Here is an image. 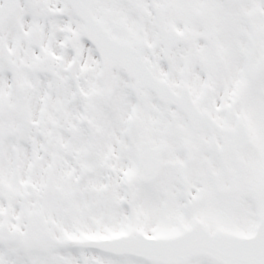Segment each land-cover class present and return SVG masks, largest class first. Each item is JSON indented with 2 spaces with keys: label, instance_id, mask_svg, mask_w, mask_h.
I'll return each instance as SVG.
<instances>
[{
  "label": "rangeland",
  "instance_id": "rangeland-1",
  "mask_svg": "<svg viewBox=\"0 0 264 264\" xmlns=\"http://www.w3.org/2000/svg\"><path fill=\"white\" fill-rule=\"evenodd\" d=\"M178 1L183 3H175V9L195 5ZM252 5L260 9L263 29L255 48L247 12ZM215 14L213 42L204 40L200 19L188 15L179 19L177 26L184 24L186 32L171 61L164 63L158 52L152 64L179 93L188 86L199 108L219 123L245 124L251 141L237 154L211 149L204 123L190 121L149 89L131 90L122 70L100 73L85 42L75 49L81 55L76 88L67 74L69 47L59 35L24 38L18 23L0 29V222L27 232V213L43 212L53 233L42 240L28 236L29 242L63 248L47 245L45 264H161L72 248L70 235L103 236L123 229L167 234L196 216L212 230L251 229L252 212L264 209V67L258 65L264 57V0L219 3ZM49 52L58 56V71H33L32 63ZM205 86L210 87L207 98ZM132 113L144 120L152 144L161 150L159 171L149 183L139 178L141 138ZM214 136L221 145V133L215 130ZM188 141L194 147L190 161L184 157ZM188 190L198 198L192 207L184 202ZM215 263L200 256L186 264Z\"/></svg>",
  "mask_w": 264,
  "mask_h": 264
},
{
  "label": "flooded vegetation",
  "instance_id": "flooded-vegetation-1",
  "mask_svg": "<svg viewBox=\"0 0 264 264\" xmlns=\"http://www.w3.org/2000/svg\"><path fill=\"white\" fill-rule=\"evenodd\" d=\"M190 1L195 3L193 8L185 4L184 9L182 7L175 9V3L179 5L183 2L155 0L165 6L167 28L176 24L173 22L175 15L199 18L198 11L201 6L208 7L216 18L215 10L219 3L229 5L249 0ZM18 4L17 13L5 25L13 26L14 23H18L23 30L20 35L24 38L31 37L36 40L43 36L54 39L65 33L70 36V46L73 50V34L77 37L74 39L75 42L79 39V34L87 39L83 27L85 19H88L94 25L108 31L111 37L142 48V56L149 66L162 47L156 19L157 11L151 0H19ZM202 23L206 26L205 22ZM12 235L0 236V264H45L46 243L27 242L25 233L21 231Z\"/></svg>",
  "mask_w": 264,
  "mask_h": 264
},
{
  "label": "water",
  "instance_id": "water-1",
  "mask_svg": "<svg viewBox=\"0 0 264 264\" xmlns=\"http://www.w3.org/2000/svg\"><path fill=\"white\" fill-rule=\"evenodd\" d=\"M15 3L11 0H4V4L0 6V23L6 19L9 15L13 13L15 10ZM255 15V14H254ZM261 28L260 26H256V32L254 33V42L257 43V40L260 38ZM96 37V36H95ZM97 44L101 58L104 64L109 65H118L127 67V71L131 75H135L137 81L141 83L140 85H149L151 87L153 84H159V87L156 90L159 92V97L166 100L169 96L168 91L164 88V85L160 81H156L155 78L148 77V74L140 71L136 73H132L130 67L125 64V60L128 59V53L126 55H122L126 48L123 45L110 42L115 47L111 48L109 46H105L99 39H93ZM115 51L121 56L118 58L116 56ZM169 51V50H168ZM167 88V87H166ZM165 90V95H164ZM175 102V99H173ZM176 103V102H175ZM183 107V106H182ZM189 105L185 106V109H189ZM190 118L193 119L192 113H188ZM137 126L142 128V123L139 119L136 120ZM213 126H217V124L211 122ZM239 123L237 125V129H239ZM243 125V124H242ZM212 126V127H213ZM225 134H230L234 130L223 129ZM244 135L238 142L240 146L245 145L249 142L248 135L245 133V129H242ZM149 143L146 139H144L142 143V147L139 153L140 161L144 164L143 173L141 175L142 179L147 180L154 176L155 170L158 166L157 162V154L155 153L154 159H152V155L149 153L148 149ZM234 147V146H233ZM39 229H42L40 223H36ZM198 226L187 229L177 235L170 237H156V238H148L142 234H137L136 236H122L118 239H113L110 242L103 240H85L80 239L75 242L80 246L88 247V246H96L100 249H103L107 252H112L116 254H132L140 257H145L149 259H154L161 262H182L185 261L198 253H204L215 257L217 260L225 263V264H241V263H249V259L246 255H238L235 252L240 251L236 246L237 243H248V237L244 236H236L229 232L217 231L214 234L209 233L208 229L202 228L203 224L198 221Z\"/></svg>",
  "mask_w": 264,
  "mask_h": 264
},
{
  "label": "bare ground",
  "instance_id": "bare-ground-1",
  "mask_svg": "<svg viewBox=\"0 0 264 264\" xmlns=\"http://www.w3.org/2000/svg\"><path fill=\"white\" fill-rule=\"evenodd\" d=\"M221 60V59H220Z\"/></svg>",
  "mask_w": 264,
  "mask_h": 264
}]
</instances>
